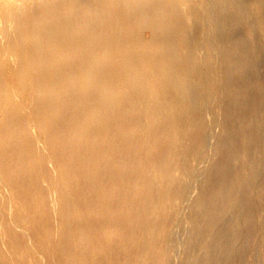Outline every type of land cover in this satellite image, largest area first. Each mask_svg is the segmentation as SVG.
I'll use <instances>...</instances> for the list:
<instances>
[{"label":"bare ground","instance_id":"1","mask_svg":"<svg viewBox=\"0 0 264 264\" xmlns=\"http://www.w3.org/2000/svg\"><path fill=\"white\" fill-rule=\"evenodd\" d=\"M199 3L216 37L244 10L239 0H0V264H200L189 250L233 246L232 234L213 242L225 215L253 200L241 192L258 168L243 161L234 187L209 170L227 128L212 116L199 41L173 17ZM145 47L155 49L146 64ZM199 114L187 145L179 127Z\"/></svg>","mask_w":264,"mask_h":264},{"label":"rangeland","instance_id":"2","mask_svg":"<svg viewBox=\"0 0 264 264\" xmlns=\"http://www.w3.org/2000/svg\"><path fill=\"white\" fill-rule=\"evenodd\" d=\"M239 1L244 10L229 12L230 23L224 22L219 37H216L215 32L202 21L204 14L200 3L194 8L195 13L193 8L184 10L179 7L177 13L173 15L175 21L182 26L181 28L187 32L191 40L195 44L199 41L196 44L198 46L196 60L207 80V94H210L209 96L214 100L212 116L220 115L227 128V132H221L219 135L221 150L209 170L213 172L217 182H221L227 176L228 184H233L234 187L243 161L252 159L256 163V165L253 163V166L255 169L258 168L255 170L257 171L253 177L255 182L252 181L255 184H251V190L248 192L244 188L241 192V196L245 199L252 191L250 195L254 196L253 200L248 196L250 200H245L240 214L228 212L225 215L219 227V232H224L222 234L225 237L221 234V241L213 242L215 245L219 242L218 244L221 243L223 246L227 242L226 237L232 234L233 246L223 250L216 246L211 256H207L206 250L201 247L189 250L187 254L199 259L200 264H208L215 259L218 261L216 264H264V99L261 100L264 98V57H262L264 56V14H262L264 0ZM166 15L171 17L169 4ZM142 37L147 39L149 33L145 31ZM214 38L221 40L216 50L213 45ZM201 46L206 47L203 56H199L200 52H198ZM183 48L184 44H181V52L185 53ZM153 51L155 49L152 47L136 49L139 60L145 64L151 62L150 54ZM112 57L116 63H123L118 51L113 50ZM150 80L151 84L159 82L154 78ZM201 119L200 114L196 115L190 118L188 125L179 127L180 132L184 133V129L186 130L185 144L193 146L196 143L197 126L201 123ZM205 126L207 135H210L212 127ZM187 132L194 138L188 137ZM245 136L249 139L245 140ZM138 142L143 143L142 137H139ZM226 147L231 149V152L226 153ZM158 149L160 150V147L157 151ZM256 191L257 194H253ZM8 195L11 201H15V194L12 191L8 192ZM215 220L216 216L211 215L206 216L203 222L206 224ZM0 234L4 238L2 232Z\"/></svg>","mask_w":264,"mask_h":264}]
</instances>
